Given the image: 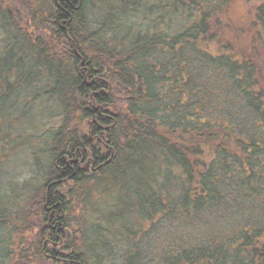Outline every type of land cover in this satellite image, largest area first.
I'll list each match as a JSON object with an SVG mask.
<instances>
[{"label":"trees","instance_id":"1","mask_svg":"<svg viewBox=\"0 0 264 264\" xmlns=\"http://www.w3.org/2000/svg\"><path fill=\"white\" fill-rule=\"evenodd\" d=\"M232 2L0 0V139L41 95L59 119L23 206L0 192V264H144L143 224L175 227L160 264H264V56Z\"/></svg>","mask_w":264,"mask_h":264},{"label":"rangeland","instance_id":"2","mask_svg":"<svg viewBox=\"0 0 264 264\" xmlns=\"http://www.w3.org/2000/svg\"><path fill=\"white\" fill-rule=\"evenodd\" d=\"M104 1V6L108 8L114 6V0H101ZM256 3L248 2L247 0H233L232 4L221 18V22L229 21L230 25L234 27L231 37L237 39L239 48L241 50L253 49L246 48L247 46H253L257 49V56L263 57L264 51L259 48L257 43H249L248 40L253 36V22L255 20ZM0 42L3 37L0 31ZM247 39H245V37ZM48 102V98L40 96L33 100L24 107L23 104L19 105L12 110V118H17L18 122L13 126V133L16 134L17 138L8 140L7 144H4V140L0 139V183L4 184V187L0 189L1 193L4 192L10 196L16 198L11 204L12 211H15L17 207L23 206L24 201L30 194L31 189L37 185L35 179H42V167L48 163V154L45 153L47 146L44 141H29L28 137L31 134L46 137V130L48 127H53L58 124V117H47L44 118L42 111L45 110V104ZM6 124L3 120H0V136H3V126ZM4 153V155H3ZM40 157V163L36 164L35 156ZM48 165V164H47ZM49 166V165H48ZM47 166V167H48ZM33 185V187H32ZM12 187V188H10ZM14 191V193H13ZM19 200V201H18ZM162 223V222H161ZM137 224V222H136ZM177 227V223L175 224ZM134 236L128 238V245L132 244L135 246V250L145 248L142 256H145L144 264H160L164 256L171 254L172 247L167 245V235L169 238L173 235L171 228H165L162 224L149 227L147 224L143 226L137 225L135 227ZM130 242V243H129ZM112 245L113 242H110ZM144 247V248H143ZM115 248L103 264H122V258Z\"/></svg>","mask_w":264,"mask_h":264}]
</instances>
